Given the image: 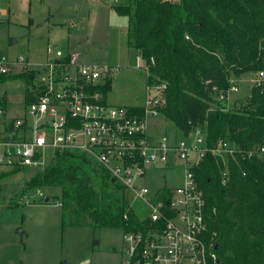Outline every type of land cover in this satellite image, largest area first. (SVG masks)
Masks as SVG:
<instances>
[{
  "label": "trees",
  "instance_id": "1",
  "mask_svg": "<svg viewBox=\"0 0 264 264\" xmlns=\"http://www.w3.org/2000/svg\"><path fill=\"white\" fill-rule=\"evenodd\" d=\"M112 8L129 18L128 45L147 65V87L166 85L158 113L185 136L201 128L209 148L222 141L244 153L264 148V79L236 109L219 99L233 78L264 72V0H129ZM33 75L0 83L23 79L30 104ZM110 87L111 80L103 91ZM133 111L145 114L143 106ZM193 172L206 202V238L220 244L217 264H264V157L237 153L225 166L208 152ZM50 187L61 189L63 226L145 228L126 189L83 155L58 152L25 182V190Z\"/></svg>",
  "mask_w": 264,
  "mask_h": 264
},
{
  "label": "built area",
  "instance_id": "2",
  "mask_svg": "<svg viewBox=\"0 0 264 264\" xmlns=\"http://www.w3.org/2000/svg\"><path fill=\"white\" fill-rule=\"evenodd\" d=\"M98 1L117 5V0ZM3 14L0 8V18ZM46 53V62L32 63L24 56L12 60L0 52V77L34 74V86H30L34 101L25 104V115H10L7 96L0 93V188L8 173L43 166L58 152L83 155L126 189L132 210L145 225L143 231L124 232V264H217L215 242L206 238L204 193L193 169L208 152L227 166L229 156L264 157V148L244 153L223 141L209 148L201 128L186 136L196 137L191 142L170 141L167 136L150 142L147 120L158 114L155 107L165 84L147 87L145 114L139 116L133 107L106 101L103 89L111 80L109 66L73 63L51 45ZM138 64L148 74L141 57ZM263 79L264 72H259L252 85ZM231 84L226 94L213 87L223 102L239 92L238 79ZM177 162L184 169L177 187L144 182L150 170H173ZM224 176H228L227 168ZM136 202L147 209L142 217L134 210Z\"/></svg>",
  "mask_w": 264,
  "mask_h": 264
},
{
  "label": "rangeland",
  "instance_id": "3",
  "mask_svg": "<svg viewBox=\"0 0 264 264\" xmlns=\"http://www.w3.org/2000/svg\"><path fill=\"white\" fill-rule=\"evenodd\" d=\"M128 2L117 0L115 4ZM111 7L98 0H0V8L5 11L0 18V52L12 60L24 56L32 63L46 62L49 45L64 56L79 54L80 65L112 69L106 95L110 105L143 106L148 98L147 77L139 67V53L128 45L129 18ZM256 76L252 73L238 79L239 92L230 94L225 108L241 105ZM26 90L27 83L19 78L0 86V93L7 96L10 115H25ZM147 124L150 142L162 136L177 142L196 138H186L160 113L150 115ZM40 167L25 168L3 178L0 264H124L123 230L63 226L60 188L25 190V182ZM183 175V166L177 162L173 170H150L144 182L177 187ZM134 210L141 217L147 213L139 202L134 203Z\"/></svg>",
  "mask_w": 264,
  "mask_h": 264
},
{
  "label": "crops",
  "instance_id": "4",
  "mask_svg": "<svg viewBox=\"0 0 264 264\" xmlns=\"http://www.w3.org/2000/svg\"><path fill=\"white\" fill-rule=\"evenodd\" d=\"M98 3V2H97ZM112 8V7H111ZM114 10V9H113ZM115 11V10H114ZM3 13H5V11L3 10L2 11ZM71 57V59L73 60H75L76 59V62L75 63H79V54H74V55H72V56H70ZM128 107H142V106H139V105H129Z\"/></svg>",
  "mask_w": 264,
  "mask_h": 264
},
{
  "label": "water",
  "instance_id": "5",
  "mask_svg": "<svg viewBox=\"0 0 264 264\" xmlns=\"http://www.w3.org/2000/svg\"><path fill=\"white\" fill-rule=\"evenodd\" d=\"M72 62L75 63L76 62V59L75 60L73 59ZM219 249H220V244L218 242H216L215 243V246H214V250L215 251H218Z\"/></svg>",
  "mask_w": 264,
  "mask_h": 264
}]
</instances>
